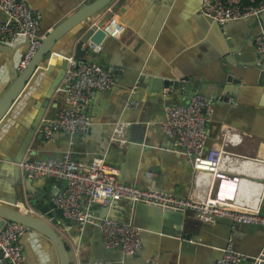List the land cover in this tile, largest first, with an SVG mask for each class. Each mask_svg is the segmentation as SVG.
I'll return each instance as SVG.
<instances>
[{
	"label": "crops",
	"instance_id": "crops-1",
	"mask_svg": "<svg viewBox=\"0 0 264 264\" xmlns=\"http://www.w3.org/2000/svg\"><path fill=\"white\" fill-rule=\"evenodd\" d=\"M22 1L32 11L39 13L43 22L57 19L64 14H72L70 7L76 0ZM252 1L227 0L228 3L238 6L249 5ZM108 10H113L112 15L117 16L124 30L119 38L108 42L100 56L101 60L113 65L122 64L119 69L126 70L124 78L107 92L91 94L89 102L84 106V114L88 115L91 122L87 132L77 135L57 132L50 141L43 136L35 141V137L41 134L37 126L33 135L34 141L28 149L36 152L35 156L26 154L23 160H46L58 157L64 152H69L75 159L85 162L97 156L117 171V181L121 184L144 189H153L156 184H160L161 189L157 191L182 198L190 197L193 188L191 163L178 152L175 140L166 136L160 125L165 106L179 104L182 96L167 90L160 93L146 87L130 88L134 80L127 70L138 67L149 71L155 65L160 68L173 64L182 65L189 60L197 47L208 41L201 30V21H205V17L200 14V0H114L106 11ZM0 20H3L2 15ZM3 43L6 47L0 51V98L11 85L12 74L19 67L27 49L24 38L19 37ZM204 51V48H199V57ZM58 52L59 54L52 56L51 63L42 65L41 70L22 90L1 121L0 157L8 158L11 145L21 139L26 128L41 112L43 118H51L68 107V65L63 66L62 55ZM62 72L65 73L60 76L58 73ZM131 98L138 101V106L133 110H125V104ZM257 100L258 96L246 93L240 104L213 105L204 128L206 148L218 146L223 133L230 132L242 137L240 145L230 148L238 153L252 155L257 142L264 141V108L257 105ZM117 120L130 124L125 133L128 143L122 146L109 139L113 124ZM21 177L24 185L23 199L18 202L21 208L32 207L31 200H38L41 195L53 200L51 193H56L58 186L60 191L65 187L64 181L48 178L30 180L22 172ZM7 188L8 178L2 176L0 171V193L5 194L4 190ZM137 204L139 206L136 208ZM149 208L151 207L146 204L132 205L126 201L113 203L109 207L108 217L120 221L130 219L142 230L141 248L132 257L123 256L118 247L107 249L97 226H87L81 231L73 221L62 222L57 218H47L41 212L35 216L46 220L57 229L71 253V264L108 259L118 260L115 262L117 264L215 263V249L210 245L224 244L228 232L225 221L217 220L207 224L193 214L191 219L196 221L194 238L198 241L205 239L207 244H183L180 236L167 239L154 231L151 212L147 210ZM262 212L264 214V199ZM188 225L189 220L182 221V226ZM236 227H231L229 236L233 239L235 248L251 252L258 244L264 243L263 236L253 234L257 228L249 226L250 232H246L245 229ZM189 242L194 243L191 240ZM23 244L28 254L24 264H51L48 257L52 264H59L52 246L39 234L29 232Z\"/></svg>",
	"mask_w": 264,
	"mask_h": 264
},
{
	"label": "built area",
	"instance_id": "built-area-1",
	"mask_svg": "<svg viewBox=\"0 0 264 264\" xmlns=\"http://www.w3.org/2000/svg\"><path fill=\"white\" fill-rule=\"evenodd\" d=\"M264 12V0H253L246 6L228 3L227 0H200V14L218 24L256 16ZM0 42L24 38L27 49L18 69H23L40 46L41 16L32 11L22 0H0ZM100 30L110 39L119 38L124 30L117 16L112 15ZM258 54L264 55V33L254 40ZM94 54L101 47L88 43ZM67 62V91L71 110L59 112L51 118H43L38 131L45 140H52L55 133L80 134L88 131L91 122L78 106H85L93 92H107L116 83L114 76L95 62L80 61L70 56ZM138 101L131 98L125 110H133ZM212 102L195 95L188 104L167 105L164 108L161 129L175 140L178 152L191 163L193 188L190 197H177L163 191L124 185L117 181V171L101 157L88 162L75 159L64 152L46 160L25 159L14 163L30 180L48 178L64 181L65 187L54 197V207L65 218L72 220L82 231L87 226H97L107 249L121 247L123 256H136L141 248L140 230L132 220L99 218L95 206H111L126 201L142 203L174 211H191L207 224L218 219L227 220L232 226L243 224L264 229L262 201L264 199V141H258L252 155L238 153L230 147L242 143V137L223 133L218 146L205 150V123L212 112ZM130 124L117 120L113 124L110 141L119 146L128 143L125 138ZM31 215L39 210L35 205L25 208ZM27 231L23 225L4 221L0 228V256L8 264H24L19 238ZM248 262V263H247ZM76 264H117L115 262L81 261ZM214 264H264V245L256 256L238 252L229 239L222 256Z\"/></svg>",
	"mask_w": 264,
	"mask_h": 264
},
{
	"label": "water",
	"instance_id": "water-1",
	"mask_svg": "<svg viewBox=\"0 0 264 264\" xmlns=\"http://www.w3.org/2000/svg\"><path fill=\"white\" fill-rule=\"evenodd\" d=\"M113 1L76 0L70 7L73 11L70 15L64 14L57 19L52 18L43 22L41 16L39 36H43V38L40 41V46L26 66L21 70L17 66V70L12 74L11 85L0 98V123L22 90L41 70L42 65L47 66L51 63L52 56L59 54L58 51L62 55L64 67L67 65L65 58L73 55L80 61L100 64L114 76L116 83L120 84L124 78V71H126L124 68L119 69L122 64L113 65L111 62L101 60L102 56H100L103 48L107 47L111 40L104 36L100 27L112 16L113 10H106ZM201 22L203 24L201 30L206 34L208 41L204 42L202 46L199 45L189 60H186L182 65L173 64L161 68L155 65L154 69L149 71L145 68H130L127 71H130L134 80L130 88L146 87L160 93L167 90L182 96L179 104H188L193 96L200 95L209 99L213 105H235L240 104L241 99L246 93H249L252 96H258L257 105L264 108V55L258 54L254 45L255 38L264 33V12L258 17L250 16L224 24H218L206 17L205 21ZM88 43L100 46V52L94 54L91 49L85 48ZM27 45L28 41H26ZM3 47H6V44L0 42V51ZM199 48L205 49L201 57H199ZM64 73L58 74L61 76ZM71 109L69 104L66 110ZM78 109L81 113H85L84 106H78ZM42 120L43 112L26 128L21 139L11 145L7 154L8 158L0 157L1 174L8 178V188L4 190L6 193H0V228L3 227L4 221L17 223L27 228V231L18 240L22 248L24 263L28 257L23 244L24 239L29 232H35L52 246L59 264H71V253L57 229L46 220L31 215L26 212L25 208L18 206V202L23 199L22 187L24 185L21 171L14 163L22 161L26 154L35 156L36 152L28 151V149L34 141L35 129ZM41 138L42 134H38L35 141ZM206 149L208 148L205 146ZM160 186V184H156L153 189L159 190ZM59 192L60 186L57 187L56 193L52 192L51 195L55 197ZM21 203L25 205L24 202ZM31 204L35 205L39 212L47 218H57L62 222L72 221L65 218L60 209L54 207L53 201L48 196L41 195L40 199L31 200ZM138 206L139 204L136 205V208ZM150 207L147 210L151 212L152 227L162 238L169 239V237L180 236L183 244L195 246L207 244L205 239L198 241L194 238L196 237L193 234L196 231V221L191 219L193 212L189 214L155 206ZM94 211L99 218H104L108 215L109 206H95ZM187 220H189L188 227L182 226V221L187 222ZM218 220L225 221L224 224L227 226L228 232L224 244L217 243L215 245L213 243L210 245L215 249L216 259L222 256L226 242L229 239L233 241L229 237L232 225L227 220ZM235 226H237L236 229H245L246 232H250L247 225L236 224ZM253 234L264 237V229L257 228ZM190 240L194 243L189 242ZM263 245L264 243L258 244V247L251 252H245L237 247L235 249L253 257L259 253ZM118 248L121 249V247ZM48 258L52 264L50 257ZM116 261L118 260H102V262ZM0 264H8V262L1 259L0 256Z\"/></svg>",
	"mask_w": 264,
	"mask_h": 264
}]
</instances>
